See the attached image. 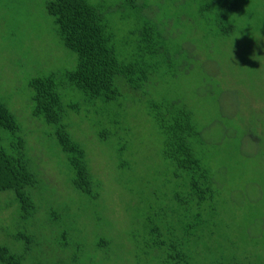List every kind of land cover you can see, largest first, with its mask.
<instances>
[{
  "label": "trees",
  "instance_id": "trees-1",
  "mask_svg": "<svg viewBox=\"0 0 264 264\" xmlns=\"http://www.w3.org/2000/svg\"><path fill=\"white\" fill-rule=\"evenodd\" d=\"M44 8L74 60L62 71L28 80L31 110L27 113L34 126L54 128L51 134L69 169V198L64 210L55 204L62 214L51 210L57 190L41 185L32 141L22 134L31 122L21 116L19 121L9 103L0 98V192L11 191L18 204V222L24 223L16 239L22 242L19 248L0 243V264H23L25 258L45 264L40 254L46 246L50 255L56 254L47 264H87L92 259L91 264L98 259V250L107 260V252L117 245L122 248L125 241L137 242L147 258L144 264H264L262 257L250 261L244 255L250 244L257 253L264 251V188L253 197L257 188L253 179L250 185L231 188L232 195L224 193L229 177L216 168L219 158L214 159L217 164L211 160L209 145L215 143L204 135L203 119L199 120L185 98L155 92L161 80L169 83L167 74L172 77L179 69L192 68L194 57L181 56V51L182 42L195 47L199 43L190 37L194 32L187 34L197 26V18L203 19L204 36H224L231 30L232 24L223 20L230 13L237 14L234 0H48ZM114 16L130 22L123 34L112 24ZM178 21L183 23L178 31L181 45L173 40ZM216 23L218 31L214 28L210 34ZM63 85L80 92L87 118L103 115L118 126V138L127 131L118 118L124 117L130 97L145 103L156 129L167 169L165 184H172V193L165 196V204L158 201V189H154L127 240L109 238L102 231L88 249L79 227L78 240L71 236L76 224L66 218L69 208L90 210L86 219L101 228L111 225L112 219L102 218L109 202L103 178L91 166L83 139L77 140L69 130L75 120L72 112L79 113V108L66 101ZM126 150V144H120L119 157ZM128 159H121L118 166L127 169ZM128 189L133 193L131 185Z\"/></svg>",
  "mask_w": 264,
  "mask_h": 264
},
{
  "label": "rangeland",
  "instance_id": "rangeland-1",
  "mask_svg": "<svg viewBox=\"0 0 264 264\" xmlns=\"http://www.w3.org/2000/svg\"><path fill=\"white\" fill-rule=\"evenodd\" d=\"M46 1L0 0V98L9 103L19 119L21 116L31 122L28 123L30 126L24 127L22 134L32 141V151L42 174L41 185L57 190L58 197L56 203H51V210L62 214L70 190L65 155L55 144V137L51 134L53 126H34V120L27 113L31 110L28 80L49 71H62L70 67L73 59L72 51L65 48L55 30L52 16L46 13ZM234 4L238 6L237 14L225 16L228 19L223 22L232 26L224 36H204L203 19L197 18V26L187 34L194 32L190 37L199 43L195 47L194 43L186 46L182 42L185 48L181 51V56L194 57L192 68L179 69L172 77L167 74L169 83L161 80L154 91L185 98L199 120L203 119L204 135L215 143L209 145L211 160L219 158L220 165L216 168L225 172L223 176L229 177L224 193L232 195L230 189L235 185H250L256 179L257 188L252 193L255 197L264 188V0H234ZM113 18L112 24L119 28L120 34L131 26L127 20ZM256 21L257 26L254 25ZM182 24L178 21L174 26L176 44H180L178 31H182ZM214 28L218 31L217 23L208 32L212 34ZM62 90L66 93V101L79 108V113L72 112L75 120L69 130L77 140L83 139L91 166L103 178L109 202L102 218L112 219L111 225L102 224L101 228L100 224L94 225L90 218L86 219L91 215L90 210L77 212L69 208L66 218L76 224L71 236L78 240L79 227V236L81 234L88 249L102 231L109 238L127 240L132 223L151 202L154 189H158V201H165V204V196L173 189L172 184H165L167 169L145 103L135 102L130 97L124 117L118 118L119 124L127 127V131L118 138V126L115 127L103 115L91 119L84 115L78 90L69 85H63ZM120 144L127 146L123 158L117 154ZM126 157L129 158V167L122 169L118 164L121 159L126 162ZM213 163L217 164L215 160ZM128 185L133 187V193ZM57 203L62 210L55 205ZM23 225L22 221L18 222V204L13 194L1 191L0 243L19 248L22 242L16 239L23 231ZM47 248H42L40 254L45 264L56 255H50ZM141 251L137 242L134 245L125 241L122 248L117 245L107 252V260H104L106 255L102 256L98 250V259L91 264H144L147 258ZM244 255L251 261L254 256L264 258V251L257 253L255 246L250 244ZM91 261L86 260L87 264ZM23 264L33 263L25 258Z\"/></svg>",
  "mask_w": 264,
  "mask_h": 264
}]
</instances>
